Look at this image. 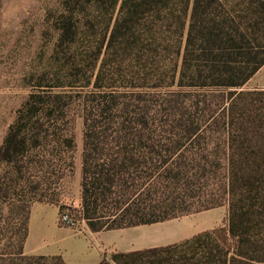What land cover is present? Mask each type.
Returning <instances> with one entry per match:
<instances>
[{
	"label": "trees",
	"instance_id": "1",
	"mask_svg": "<svg viewBox=\"0 0 264 264\" xmlns=\"http://www.w3.org/2000/svg\"><path fill=\"white\" fill-rule=\"evenodd\" d=\"M56 13L60 89L37 84L0 144V264H67L23 248L31 205L57 204L73 170L75 115L80 202L59 214L100 232L227 207L226 227L98 264H256L264 134L245 128L241 99L264 65V0H62Z\"/></svg>",
	"mask_w": 264,
	"mask_h": 264
},
{
	"label": "rangeland",
	"instance_id": "2",
	"mask_svg": "<svg viewBox=\"0 0 264 264\" xmlns=\"http://www.w3.org/2000/svg\"><path fill=\"white\" fill-rule=\"evenodd\" d=\"M62 0H0V144L8 126L14 120L17 109L37 84L44 89H60L53 85V72L62 68L63 58L56 60L54 43L58 31L54 23L56 11ZM53 13L54 15H51ZM93 32L79 30L80 41L93 38ZM79 42V46H80ZM81 50V48H77ZM51 87V88H49ZM62 89V88H61ZM253 93L241 102L250 101L254 105L252 114L254 124L245 121V128L250 134H264V65L242 87ZM73 132L75 147L73 150V170L55 184L58 194L57 219L60 205L64 213H70L79 207L80 169L82 150V119L75 115ZM251 119V118H250ZM252 144V146H263ZM58 224V223H57ZM59 225V224H58ZM227 225V207L220 206L180 216L145 228L157 245L178 242L205 229ZM62 226V225H59ZM263 248L255 252L253 262L264 264V228L254 232ZM121 247L119 243H116Z\"/></svg>",
	"mask_w": 264,
	"mask_h": 264
},
{
	"label": "crops",
	"instance_id": "3",
	"mask_svg": "<svg viewBox=\"0 0 264 264\" xmlns=\"http://www.w3.org/2000/svg\"><path fill=\"white\" fill-rule=\"evenodd\" d=\"M57 207L34 202L31 205L24 253L60 256L67 264H98L115 251L158 246L145 228L152 224L93 232L84 223L80 229L57 224ZM119 243L121 247L116 246Z\"/></svg>",
	"mask_w": 264,
	"mask_h": 264
},
{
	"label": "built area",
	"instance_id": "4",
	"mask_svg": "<svg viewBox=\"0 0 264 264\" xmlns=\"http://www.w3.org/2000/svg\"><path fill=\"white\" fill-rule=\"evenodd\" d=\"M57 223L62 226H68L73 229H80L82 223H84L81 219H74L68 216L67 214H59L57 219Z\"/></svg>",
	"mask_w": 264,
	"mask_h": 264
}]
</instances>
